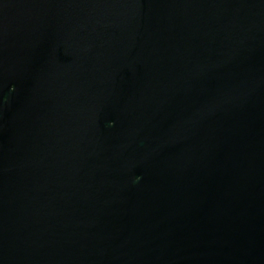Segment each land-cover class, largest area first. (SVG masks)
Here are the masks:
<instances>
[{"label": "water", "instance_id": "95a60500", "mask_svg": "<svg viewBox=\"0 0 264 264\" xmlns=\"http://www.w3.org/2000/svg\"><path fill=\"white\" fill-rule=\"evenodd\" d=\"M0 264H264V0H0Z\"/></svg>", "mask_w": 264, "mask_h": 264}]
</instances>
